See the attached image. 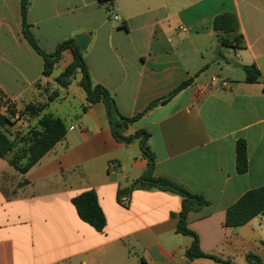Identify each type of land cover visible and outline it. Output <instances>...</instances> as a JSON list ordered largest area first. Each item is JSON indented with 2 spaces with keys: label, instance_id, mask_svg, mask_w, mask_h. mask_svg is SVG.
Wrapping results in <instances>:
<instances>
[{
  "label": "crops",
  "instance_id": "obj_1",
  "mask_svg": "<svg viewBox=\"0 0 264 264\" xmlns=\"http://www.w3.org/2000/svg\"><path fill=\"white\" fill-rule=\"evenodd\" d=\"M29 3L31 33L47 54L66 40L91 35L83 52L91 79L114 96L125 117L189 82L126 135L147 131L155 176L209 201L188 215L187 224L203 253L219 260H188L193 239L177 233L180 195L136 189L119 200V191L147 169L139 143L114 137L102 102L83 111L86 94L58 85L56 78L73 61L71 51L44 76L43 57L23 35L21 0H0V112L18 111L12 117L16 133L29 130L30 118L19 115L29 104H80L69 123L51 113L65 122L66 136L27 173L10 165L14 153L0 158V264H249V255L264 260V214L242 227L224 226L227 209L264 186V0ZM226 12L238 17L241 48L221 46L214 31L215 17ZM250 65L261 74L254 84L246 82ZM212 78H218L215 85ZM54 92L59 96L53 101ZM239 141L247 145L245 173L237 168ZM89 191L106 217L101 232L81 220L73 205Z\"/></svg>",
  "mask_w": 264,
  "mask_h": 264
},
{
  "label": "trees",
  "instance_id": "obj_2",
  "mask_svg": "<svg viewBox=\"0 0 264 264\" xmlns=\"http://www.w3.org/2000/svg\"><path fill=\"white\" fill-rule=\"evenodd\" d=\"M29 0H21V16L23 24V35L30 43L34 50L43 57L44 76H51L57 63L63 57L65 51H71L73 61L71 64L56 78V82L62 88H68L72 79L80 72V87L86 94V106L83 111L98 104L105 105L107 116L112 128L114 137L125 144L138 142L145 155L148 166L145 172L134 182V184L124 190L119 191V200L127 197L136 189L157 188L162 191L171 192L180 195L183 198L182 210L179 214V223L177 233L190 236L193 239L191 246L187 250L189 261L197 259H214V256L203 253L200 248L198 236L189 229L187 224L188 215L193 211L209 205V201L202 195L194 194L177 183L163 177L155 176L156 159L147 145L149 133L140 130L134 135H126V130L130 125L140 120L150 110L158 105H164L176 95L180 90L189 85V82L183 83L167 98L159 99L152 102L147 110L134 117H125L119 111L114 96L102 85H95L91 79L88 65L84 53L81 51L74 39L62 42L57 50L52 54H47L38 45L35 37L31 33V26L27 21ZM108 11L110 9L108 8ZM214 31L220 41L221 46L238 49L243 45V35L241 33L240 23L235 13L226 12L215 17L213 22ZM223 32V33H221ZM246 82L249 84L257 83L261 74L255 65L246 66ZM58 92H54L51 100L58 98ZM46 106L42 104H29L19 115H29L32 118H39L38 122L29 128L25 135L21 133L13 134L11 127L15 125L12 117L16 112H0V158L6 159L8 155L14 153L9 159L11 166L22 174L27 173L34 167L49 151H51L66 136L67 127L65 122L51 113H44ZM27 144L26 149L22 147ZM25 149V150H24ZM20 152L23 154L20 155ZM237 168L239 173H245L248 169V154L245 141H239L237 144ZM77 213L81 220L93 226L98 232L103 231L107 221L105 214L99 204L97 194L94 191L85 192L73 199ZM264 214V186L248 191L235 204L230 206L226 212L224 226L227 228H238L246 225L254 218ZM249 264H264V260L256 255L248 256Z\"/></svg>",
  "mask_w": 264,
  "mask_h": 264
},
{
  "label": "rangeland",
  "instance_id": "obj_3",
  "mask_svg": "<svg viewBox=\"0 0 264 264\" xmlns=\"http://www.w3.org/2000/svg\"><path fill=\"white\" fill-rule=\"evenodd\" d=\"M80 78H81V74H80V72H77L76 76L72 79L71 84L69 86L70 91L72 93H74L75 95L79 96V97L85 95L84 90L79 85ZM56 89L57 90H61L60 87H56ZM79 105L80 104H79V102L77 100H75V101L73 100L71 105H67V104L66 105H55L54 104V105H51L50 108H47L44 111V113H53V114L57 113L55 115H58L59 117H61L62 119H64L67 123H69L71 121V119H72L73 114L75 113V111L76 110H79ZM16 112H18V111H16ZM28 117L30 118V119H28V120H30L28 122V123H30V125L28 124V126H29V128H31L32 123L33 124L34 123L36 124V122H38L39 118H37V120H35L34 118H31L29 115H28ZM11 128H12L13 134H17L16 133L17 132L16 131L17 129H15V128L13 129V127H11ZM22 135H23V133H22ZM26 147H27V144H25L24 147H22L21 151L23 150V148L26 149ZM22 154L23 153L20 152V155H22Z\"/></svg>",
  "mask_w": 264,
  "mask_h": 264
},
{
  "label": "water",
  "instance_id": "obj_4",
  "mask_svg": "<svg viewBox=\"0 0 264 264\" xmlns=\"http://www.w3.org/2000/svg\"><path fill=\"white\" fill-rule=\"evenodd\" d=\"M223 33V32H221ZM91 35H80L77 36L75 38L77 45L79 46V48L81 49L82 52H85L87 50V47L89 45V39H90ZM236 68H239V65H235Z\"/></svg>",
  "mask_w": 264,
  "mask_h": 264
},
{
  "label": "built area",
  "instance_id": "obj_5",
  "mask_svg": "<svg viewBox=\"0 0 264 264\" xmlns=\"http://www.w3.org/2000/svg\"><path fill=\"white\" fill-rule=\"evenodd\" d=\"M218 78H212L211 85H215L217 83Z\"/></svg>",
  "mask_w": 264,
  "mask_h": 264
}]
</instances>
